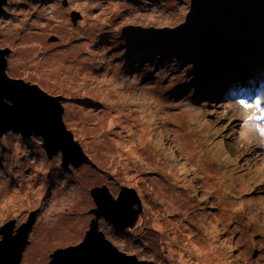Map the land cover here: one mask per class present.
I'll return each mask as SVG.
<instances>
[{"label":"rangeland","instance_id":"rangeland-1","mask_svg":"<svg viewBox=\"0 0 264 264\" xmlns=\"http://www.w3.org/2000/svg\"><path fill=\"white\" fill-rule=\"evenodd\" d=\"M3 8L7 75L65 97L64 124L97 166L69 173L40 138L0 136V227L37 211L20 264H47L78 244L89 189L105 182L143 200L133 233L109 238L124 253L154 264H264V118L239 103L264 102V0Z\"/></svg>","mask_w":264,"mask_h":264},{"label":"water","instance_id":"water-1","mask_svg":"<svg viewBox=\"0 0 264 264\" xmlns=\"http://www.w3.org/2000/svg\"><path fill=\"white\" fill-rule=\"evenodd\" d=\"M5 3L6 0H0V12ZM80 18L79 12L70 13L73 25ZM50 40L57 38L53 36ZM9 54L10 49L0 48V136L11 131L24 138H40L47 158L60 154V166L65 170L69 166L79 168L82 164L94 167L63 122L65 98L49 95L36 84L9 77L6 73ZM89 194L95 204L96 220L90 222L77 245L55 250L49 255L47 264H154L120 251L98 230L97 219L105 215L106 222L119 231L128 232L134 228L142 210L137 192L121 186L114 199L107 189L94 187ZM134 203L138 208L132 211ZM36 212H29L18 226L12 219L0 227V264L21 263Z\"/></svg>","mask_w":264,"mask_h":264},{"label":"flooded vegetation","instance_id":"flooded-vegetation-1","mask_svg":"<svg viewBox=\"0 0 264 264\" xmlns=\"http://www.w3.org/2000/svg\"><path fill=\"white\" fill-rule=\"evenodd\" d=\"M87 156H88V154H87ZM89 159H90V161L93 163V161H92V159L90 158V157H88ZM95 166L94 167H92V166H89V165H86V164H83V165H81L79 168H82V167H90V168H92V169H97V166H96V164H94ZM79 168H73V167H71V166H69V169L68 170H64V171H66V172H69V173H71L72 172V170L73 169H79ZM96 187H102V188H104L105 189V191H106V189H107V192L112 196V198H116L117 197V195H118V191H117V193L115 194V193H112L111 192V190H110V188L108 187V186H106V182L104 183V184H102L101 186H96ZM119 189H120V187H119ZM91 197V196H90ZM140 198V197H139ZM91 200H92V197H91ZM142 202H143V200H142V198H140V204H141V213L138 215L139 216V218L142 216V214L144 213V207H143V204H142ZM92 203H93V207H91L88 211H87V215L90 217V220H89V224H90V222H92V221H94V220H96V215L93 213V209H95V204H94V202H93V200H92ZM133 208H138V206L134 203V204H132V211H133ZM36 214H37V212H36ZM36 217V216H35ZM97 224H98V230L99 231H101L102 233H103V235H104V237H105V239H107L108 241H110L115 247H116V245L109 239V238H112V236L113 235H117L118 233L119 234H127V235H129V234H132L133 232V230L134 229H136L137 227H138V225H136L134 228H132V229H130L128 232H122V231H119V230H117L116 228H114V227H112V225H110L109 223H107L106 222V215H105V217H103V218H99V219H97ZM88 228H89V225H88ZM88 228H87V230H88ZM86 230V231H87ZM85 231V232H86ZM85 234V233H84ZM84 236V235H83ZM83 238V237H82ZM82 240V239H81ZM77 245V244H76ZM73 246V245H72ZM117 248V247H116ZM121 251V250H120ZM123 252V251H122Z\"/></svg>","mask_w":264,"mask_h":264},{"label":"bare ground","instance_id":"bare-ground-1","mask_svg":"<svg viewBox=\"0 0 264 264\" xmlns=\"http://www.w3.org/2000/svg\"><path fill=\"white\" fill-rule=\"evenodd\" d=\"M55 37V36H54ZM238 68H240L239 66H238ZM251 123V122H250ZM251 126V133H250V136H251V138H255V139H257L256 138V135H255V130H254V128L252 127V125H250ZM258 137L260 138V139H262V136L260 135V133L258 134ZM120 138L121 139H124V140H126V139H129V142H128V147L133 143V144H137V142L134 140V139H132L131 138V136L128 134V132L127 131H124V130H121V136H120ZM263 141L262 142H264V139H262ZM77 142H78V140H76ZM82 148V147H81ZM82 151H83V149H82ZM83 165V164H82ZM101 186V185H100ZM94 187H96V186H94ZM94 187H92V188H94ZM91 188V189H92ZM134 190V189H133ZM120 192V189L118 190V193ZM155 224H163V225H167L166 223H164V222H161L160 220H156L155 221Z\"/></svg>","mask_w":264,"mask_h":264},{"label":"snow or ice","instance_id":"snow-or-ice-1","mask_svg":"<svg viewBox=\"0 0 264 264\" xmlns=\"http://www.w3.org/2000/svg\"><path fill=\"white\" fill-rule=\"evenodd\" d=\"M239 103L242 105V106H245V107H257V108H260L261 109V113H260V116L256 117V119H260V118H264V102H262L261 100H256L255 101V104H246V102L244 100H240Z\"/></svg>","mask_w":264,"mask_h":264},{"label":"trees","instance_id":"trees-1","mask_svg":"<svg viewBox=\"0 0 264 264\" xmlns=\"http://www.w3.org/2000/svg\"><path fill=\"white\" fill-rule=\"evenodd\" d=\"M76 12H78V11H76ZM79 13H80V12H79ZM237 43H238V44H241L240 41L237 42ZM242 45H243V44H242ZM5 48H8V47H5ZM8 49H9V48H8ZM244 49H245V47L242 46L241 49H240V51H241L240 54H243V53H244V51H243ZM235 53L237 54V53H239V52H235ZM223 58L226 59L227 61H229L230 54H229V53H225V54L223 55ZM63 171H64V170H63Z\"/></svg>","mask_w":264,"mask_h":264},{"label":"clouds","instance_id":"clouds-1","mask_svg":"<svg viewBox=\"0 0 264 264\" xmlns=\"http://www.w3.org/2000/svg\"><path fill=\"white\" fill-rule=\"evenodd\" d=\"M4 9V8H3ZM3 11V10H2ZM10 77V76H9ZM12 78V77H11ZM14 79H16V78H14ZM26 82V81H25ZM29 83V82H28ZM31 84H34V83H31ZM37 85V84H36ZM38 86V85H37ZM40 88V87H39ZM41 89V88H40ZM47 93V92H46ZM48 94V93H47ZM50 95V94H49ZM53 96H61V95H53ZM62 97H64V96H62ZM65 98V97H64ZM64 122V121H63ZM9 132H11V131H9ZM12 133V132H11ZM15 134H17V133H15ZM73 134V133H72ZM18 135H20V134H18ZM21 136V135H20ZM22 137V136H21ZM74 137V136H73ZM24 138V137H23ZM31 138H34V137H31ZM25 139H29V138H25ZM75 140V139H74ZM79 143V142H78ZM80 144V143H79ZM40 146H41V143H40ZM81 146V145H80ZM42 148V147H41ZM44 151V150H43ZM84 152V151H83ZM85 154V153H84ZM58 155H60V154H58ZM86 156H87V154H85ZM88 157V156H87ZM93 164H95L94 162H93ZM61 167V166H60ZM62 168V167H61ZM62 170H65L64 168H62ZM90 190V189H89ZM90 195V194H89ZM138 195V194H137ZM139 197V196H138ZM34 211V210H33ZM12 220V219H11Z\"/></svg>","mask_w":264,"mask_h":264}]
</instances>
